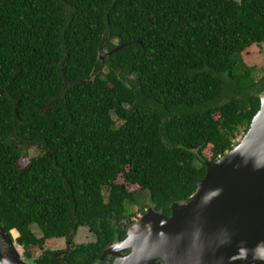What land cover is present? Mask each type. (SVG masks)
Masks as SVG:
<instances>
[{
  "label": "trees",
  "instance_id": "1",
  "mask_svg": "<svg viewBox=\"0 0 264 264\" xmlns=\"http://www.w3.org/2000/svg\"><path fill=\"white\" fill-rule=\"evenodd\" d=\"M262 43L264 0H0V226L23 258L92 264L187 202L259 110L264 80L228 97L223 77ZM79 228L96 241L33 258Z\"/></svg>",
  "mask_w": 264,
  "mask_h": 264
},
{
  "label": "water",
  "instance_id": "2",
  "mask_svg": "<svg viewBox=\"0 0 264 264\" xmlns=\"http://www.w3.org/2000/svg\"><path fill=\"white\" fill-rule=\"evenodd\" d=\"M258 99L259 110L246 133L230 151L206 162L189 200L173 203L170 216L148 208L125 228L122 241L104 249L101 259L118 248L131 250L128 264L158 259L165 264H264V91ZM11 232L0 226V264H28ZM120 258L115 264H125Z\"/></svg>",
  "mask_w": 264,
  "mask_h": 264
},
{
  "label": "rangeland",
  "instance_id": "3",
  "mask_svg": "<svg viewBox=\"0 0 264 264\" xmlns=\"http://www.w3.org/2000/svg\"><path fill=\"white\" fill-rule=\"evenodd\" d=\"M236 69V68H235ZM247 70H252L251 78L255 81L264 80V43L260 45H253L250 49L246 50L241 54V58H239L238 68L234 70L232 77L224 76V85H225V94L228 97H241L245 94L244 90H242L243 83H240L239 76ZM226 99V96L223 97V100ZM241 137H239L240 139ZM238 139V140H239ZM28 155L30 157H34L39 154L38 150L31 146L28 151ZM203 154L208 157L209 149H206ZM22 167L26 166L28 161L27 159H22L20 162ZM119 183H122V179H118ZM130 190L136 189V187H130ZM140 216V215H138ZM36 236H40L39 231L36 227L31 228ZM12 237L15 243V239L18 237V234L15 231H12ZM88 237V229L87 228H79L74 241L76 244L84 243L90 238ZM15 246L23 258V249L15 243ZM64 248L63 239H54L50 241H46L42 248H37L32 250L33 258H37L41 254L46 251L58 252ZM25 260V258H23ZM26 261V260H25ZM30 264V261H26Z\"/></svg>",
  "mask_w": 264,
  "mask_h": 264
},
{
  "label": "flooded vegetation",
  "instance_id": "4",
  "mask_svg": "<svg viewBox=\"0 0 264 264\" xmlns=\"http://www.w3.org/2000/svg\"><path fill=\"white\" fill-rule=\"evenodd\" d=\"M140 216H137L136 218H134L133 221L135 222V220H137ZM77 231L76 232H72L71 236L67 235V236L61 238V239H63V242H64V248L62 250L58 251V252H53V253H59V256H61L63 258L64 256H66L70 252V250L74 246L87 245V244H90V243H94L96 241V235L93 232H91L90 230H88V237L87 238H90V240H88V241H86L84 243L76 244L75 241H74V237H75ZM125 235H126V229H125V233H124L122 238L116 239V240L111 241V242H108L105 245L104 249L108 245H110L112 243H118V242L122 241L124 239ZM104 249L102 250L99 258L92 264H115V261H116L117 257L118 258L121 257L119 260L123 259L125 264H128L130 262L129 254L131 253V250H126V251L120 252L122 250H120L118 248H115V249H113L110 252V254H108L106 257L101 259V256H102V253H103ZM119 262H121V261H118V263ZM152 264H165V263L161 259H158L155 262H153Z\"/></svg>",
  "mask_w": 264,
  "mask_h": 264
}]
</instances>
